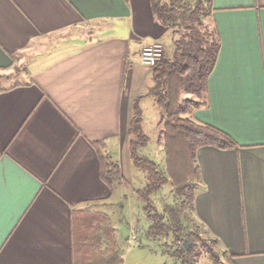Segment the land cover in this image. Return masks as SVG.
<instances>
[{"label":"crops","instance_id":"1","mask_svg":"<svg viewBox=\"0 0 264 264\" xmlns=\"http://www.w3.org/2000/svg\"><path fill=\"white\" fill-rule=\"evenodd\" d=\"M212 7L219 55L193 117L237 148L196 151L193 210L227 264H264V0ZM170 36L149 0H0V264H72L70 212L113 197L93 144L124 153L153 87L138 54Z\"/></svg>","mask_w":264,"mask_h":264},{"label":"trees","instance_id":"2","mask_svg":"<svg viewBox=\"0 0 264 264\" xmlns=\"http://www.w3.org/2000/svg\"><path fill=\"white\" fill-rule=\"evenodd\" d=\"M149 6L154 20L170 32L173 51L171 57L164 56L154 66L153 87L149 91L162 114L163 170L139 155L147 138L141 127L138 100L133 104L127 130L129 159L145 175L147 182L137 196L146 204L145 211L152 222L148 235L169 238L173 232L175 240L169 247L172 255L162 253L169 258L165 264H197L199 244L206 247L214 264L220 258L227 264L225 260L229 258L216 250L217 242L208 236V240L201 237L206 233L200 225L192 224L187 215L195 198L192 188L201 177L196 151L202 147L237 148L229 135L193 117L196 110L208 105V78L220 49L219 36L212 22V0H149ZM93 146L98 154L99 178L113 195V183L120 178L119 167L101 154L105 149L103 143ZM166 184L172 186L176 204L165 206L160 212L151 196ZM70 227L72 264H123L116 229L107 213L72 210Z\"/></svg>","mask_w":264,"mask_h":264},{"label":"rangeland","instance_id":"3","mask_svg":"<svg viewBox=\"0 0 264 264\" xmlns=\"http://www.w3.org/2000/svg\"><path fill=\"white\" fill-rule=\"evenodd\" d=\"M165 52L164 56L171 57L173 51V42L171 36L164 42ZM154 66L146 68V70L153 71ZM19 78V77H18ZM14 78L15 81L19 80ZM141 84L140 96V110H141V127L145 137L147 138V144L139 151L140 157H146L150 159L159 169L163 170L164 153L161 141V110L159 109L156 100L154 98H148L149 85ZM6 82H0V88L6 87ZM124 153L118 154V158L112 160L116 164L123 162V172L121 171L120 177L123 176V181L120 178L116 179L114 184L113 197L104 201L98 205H86L83 208L90 211L105 212L109 215L111 223L116 229V238L119 242L122 251L123 264H165L168 263L169 258L162 253L172 255L170 251L171 241L175 240L170 232L169 238L154 237L148 235V228L152 225V222L148 218L145 211L146 204L138 199L137 192L146 186L145 175L134 165L127 155V143L124 146ZM120 158V160H119ZM123 182V183H122ZM196 183V182H195ZM194 183V184H195ZM195 194V186L192 188ZM173 188L171 185H164L161 190L151 196V200L154 202L156 209L162 211L165 206H174L175 197L173 196ZM167 208V207H166ZM194 203L193 208L188 212V218L191 223L198 224L195 219ZM189 210V209H187ZM203 229V228H202ZM136 236L137 241H132L131 237ZM201 237L209 238L207 235ZM216 250L220 251L218 244ZM199 261L197 264H214L209 254H207L206 247L199 244L198 246ZM217 264H224L222 258Z\"/></svg>","mask_w":264,"mask_h":264},{"label":"built area","instance_id":"4","mask_svg":"<svg viewBox=\"0 0 264 264\" xmlns=\"http://www.w3.org/2000/svg\"><path fill=\"white\" fill-rule=\"evenodd\" d=\"M164 58V48L159 43H153L144 46L138 54L141 64L152 67L162 61ZM132 241H137V237H131Z\"/></svg>","mask_w":264,"mask_h":264},{"label":"water","instance_id":"5","mask_svg":"<svg viewBox=\"0 0 264 264\" xmlns=\"http://www.w3.org/2000/svg\"><path fill=\"white\" fill-rule=\"evenodd\" d=\"M188 248V244L187 243H185V249H187Z\"/></svg>","mask_w":264,"mask_h":264}]
</instances>
